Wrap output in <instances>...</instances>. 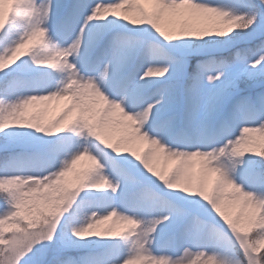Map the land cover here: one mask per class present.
I'll return each instance as SVG.
<instances>
[{
    "label": "clouds",
    "instance_id": "9594fccd",
    "mask_svg": "<svg viewBox=\"0 0 264 264\" xmlns=\"http://www.w3.org/2000/svg\"><path fill=\"white\" fill-rule=\"evenodd\" d=\"M88 2L92 4L94 20L115 19L133 26H155L148 13L133 12L134 0ZM248 3L254 10L251 14L242 11L234 16H219L213 9H205V22L195 30L198 35H186L192 30L180 29L168 34L161 32L160 36L166 41L194 47L212 41L237 44L251 40L257 41V47H264V0H248ZM39 4L43 5L40 15L29 12L21 20L15 15L20 0H0V31L10 20H17L16 26L22 29L15 42L0 51V70L28 57L33 65L54 78L52 87L46 91L0 99V133L6 134L10 126H24L55 140L64 139L61 134H70V143L55 156H49L50 149L43 154L34 153V158L40 161L38 164L0 174V198L5 202L0 212V260L9 254L8 249H14L19 251L17 264H79L76 258L59 253L50 258H36L35 250L57 241L61 219L82 192L86 189L115 191L119 187V178L111 174L108 164V156L115 154L130 156L135 168L142 165L145 176L151 174L149 181L156 178V182L144 183V186L161 205L199 201L207 207L208 213L197 211L195 218L210 230L227 231L236 226L255 225L256 230L242 235L252 243L260 264H264V191L248 187L241 179V169L250 160L264 165V110L255 122L242 121L238 133L222 143L207 146L172 143L151 127L154 103L130 110L126 97L110 94L103 67L93 71L81 63L83 44H77L79 37L65 39L58 33L55 18L63 6L60 0H39ZM128 24H122L124 30H129ZM9 48L12 51L7 59L2 58ZM254 71L261 72V69ZM259 96L264 109V91ZM64 97L69 99L63 109L50 116V106ZM242 101L251 103V98L239 97L234 101V110ZM101 103L106 113H119L117 125H130L133 133L116 135L115 125L96 119L94 112ZM145 144L147 147L139 150L138 145ZM170 160L178 162L172 170L167 166ZM261 172L264 173V168ZM237 205L239 211H235ZM98 213L92 211L74 221L71 238L76 242L91 237L123 238L126 250L110 264H213L212 257L216 258L215 264H220L221 256L227 264H249L248 254L222 253L216 248L191 249L187 255L183 250L175 258L152 255L149 250L154 252L157 239L154 233L171 215L164 207L143 215ZM82 232L87 236H82Z\"/></svg>",
    "mask_w": 264,
    "mask_h": 264
},
{
    "label": "snow or ice",
    "instance_id": "6c2138e0",
    "mask_svg": "<svg viewBox=\"0 0 264 264\" xmlns=\"http://www.w3.org/2000/svg\"><path fill=\"white\" fill-rule=\"evenodd\" d=\"M43 5L39 4L38 0H20V7L15 11V15L19 19H23L27 13L40 15ZM213 9L219 16H234L242 11L251 14L254 10L250 8L248 0H236V3L229 7L214 3L213 0H134L133 12H146L149 18L154 21L152 28H143L139 32L143 35L134 34L131 30H122L123 25L117 20L97 21L91 18L92 4L88 0H70V3L63 4L57 12L61 13V18L57 27L58 33L65 39L79 37L77 44L82 42L83 55L81 63L89 70H96L103 67L107 76L106 87L110 94L114 97H126L130 110L133 108L143 107L149 102L155 104L153 108V118L151 121L152 129L159 135L171 140L172 143L184 146H192L200 144L203 146L219 144L226 138L233 135L235 126H241L242 121L255 122L257 119L256 110L253 105L247 101H242L234 110L231 118H217L222 106V100L227 89L234 86L235 80L240 78L243 72L247 71L249 75H255L256 68H260L264 73V47H257L253 43L249 47H236L233 42L212 41L208 45L194 47L188 44H182L179 49L183 53L188 52H208L211 46L212 52H220L239 48L240 51L230 52V56H213L211 61H207L201 65L200 73L194 78L193 84L187 89L189 103L183 113L176 111V105L179 100L178 88L173 77L182 70L180 61L174 58L170 52H165L161 48H168V45L161 39L162 36L157 33L168 34L173 30L191 29L186 35H198L195 31L205 22V9ZM174 21L175 26L172 28L166 27V22ZM17 20H10V23L5 26L0 34L7 33L11 26L17 24ZM157 29L159 31H157ZM147 37V38H146ZM170 42V41H167ZM12 48H9L4 54V59H7ZM143 52L145 56H149L151 62L143 73H132L129 71L130 65L136 58L138 53ZM26 63L21 60L16 61ZM14 65V64H12ZM8 68L0 70L4 76H8ZM161 65V66H156ZM39 67V66H38ZM41 71H45L41 69ZM234 73L233 79L224 81V87L216 88L206 97L203 95V86L205 80L209 87L215 88L223 78L228 74ZM211 73V74H210ZM167 74V75H166ZM151 77H164L163 80H153ZM20 81L19 76L16 77ZM32 87L39 88L41 84L33 81ZM7 87V85H6ZM47 87V85H44ZM68 97L62 99V104H58V110L63 109L68 101ZM61 102V101H59ZM96 119L105 122L108 125H115L113 130L120 134H132L133 129L127 124H116L120 119L118 112L106 113L104 105L98 104L94 112ZM183 123L186 128H195L199 132L198 138L194 139L184 131H177L178 126ZM63 149L50 148L49 156H55ZM147 145L145 144V148ZM26 158L25 153H18L9 158L6 166L11 168L14 162ZM109 170L111 174L119 178V187L113 191L116 193L120 190L122 199L128 201V205L124 211L115 204L116 196L109 194V209L107 212L118 214L120 212L132 213H149L155 208L164 207L171 214L167 221L159 224L156 237L160 234L162 227L168 226L176 229V234L181 240L190 241L183 250L185 255L193 249L194 246L203 245L204 241L213 239H227L230 247L228 252L235 251L237 253L248 254L249 264H260V257L256 253L252 243L242 235L244 232H252L256 230L255 225H249L247 228L228 229H212L202 225L195 218V213L199 211L201 214L208 213V208L200 205L199 201L195 203L177 204L175 202H166L163 205L157 200L155 195L144 186V182L137 177L128 167L132 165V158L127 155L116 156L111 154L108 156ZM175 160L168 161L170 170L177 166ZM139 169V168H138ZM248 176L252 178L255 184L264 186V174H257L255 170V162H252V167L248 170ZM248 183V180H244ZM103 188V185L100 186ZM255 188V187H252ZM257 189V188H255ZM259 190L264 191V187ZM88 193H85L87 195ZM84 196L80 194L75 204H78ZM4 200L0 201V207L4 208ZM237 205L235 211H239ZM106 213V212H105ZM105 213H98L102 215ZM217 223L221 221L217 220ZM74 226V220L71 212H68L61 219L57 228V240L62 239L66 243H76L71 238V229ZM8 231V228H5ZM82 236H87L86 232L81 233ZM169 246L174 244L173 240L167 242ZM209 248V245H204L201 249ZM215 248V247H212ZM9 254L0 260V264H17L19 251L14 249L7 250ZM39 252L40 249L35 250ZM152 255L157 253L149 250ZM35 254V253H34ZM167 256L168 252L162 253ZM123 255L117 253V256ZM215 264V257L211 258ZM220 264H227L225 257H219ZM23 264V262H21ZM86 264H107L106 261L93 258Z\"/></svg>",
    "mask_w": 264,
    "mask_h": 264
},
{
    "label": "rangeland",
    "instance_id": "374dc122",
    "mask_svg": "<svg viewBox=\"0 0 264 264\" xmlns=\"http://www.w3.org/2000/svg\"><path fill=\"white\" fill-rule=\"evenodd\" d=\"M39 2V0H38ZM214 3L220 4L225 7H229L236 3V0H213ZM60 3L66 4L70 3V0H60ZM61 18V13L58 11L56 15L57 27ZM122 24H128V22L121 21ZM166 27L172 28L175 26L174 21L166 22ZM143 28H152V31L156 30L150 25H141V26H133L128 24V29L139 30ZM124 30V29H122ZM20 31L16 25L11 26L10 30L5 34H0V51L5 49L7 46L11 45L18 38ZM127 31V30H126ZM134 34L143 35L139 31H132ZM157 35H160L157 33ZM147 38V37H146ZM164 42L168 45V48H161L165 52H170L175 59L180 61L182 65V70L177 73L173 80L177 84L179 100L176 105V111L183 113L185 108L189 103V98L187 95V89L189 86L193 84L194 78L200 73L201 65L207 61H211L213 56H222L223 54L229 52L230 50L220 51V52H212L211 46H209L208 52H188L183 53L178 46L182 45L178 41L167 42L166 39L161 37ZM191 39V38H181ZM256 41H241L236 44V47H249ZM235 50V49H231ZM23 61L26 63L14 64L8 69V76L13 75V77L5 82L7 77L4 76V73H0V99H14L21 95L33 94L41 91H46L52 87L54 83V78L47 71H41L38 66L32 64L28 57H24ZM151 62L149 56H145L143 52L138 53L136 58L133 60L130 65L129 71L132 73H143L144 68L148 66ZM161 66V65H156ZM211 74V73H210ZM167 75V74H166ZM234 73L230 72L228 76L223 78L219 84L215 86V88L209 87L208 82L205 80L203 86V95L206 97L210 92L215 91L216 88L224 87V81L228 79L234 78ZM19 76L21 78L20 81L16 80V77ZM153 80H163L164 77H151ZM39 82L41 87L36 88L32 87L31 83ZM7 85V87H6ZM47 85V87H44ZM264 91V73L257 72L255 75H249L247 71L243 72L240 75L238 80H235L234 86L227 89L225 95L222 100V106L220 112L218 114V119L221 117L231 118L234 114V101H236L239 97H250L251 105L254 106L256 110V114L259 115L262 109L260 96L259 94ZM63 102H53L50 106L49 115H55L58 110V104H62ZM239 124L235 126L234 133L237 134L239 131ZM27 132L31 135H21L24 136L26 140H29V146L23 149H16V143H20V138H17L16 135L19 132ZM177 131H184L188 135H191L194 139L198 138L199 132L195 128H186L183 123L178 126ZM11 134V135H10ZM116 135H120L117 131ZM64 136V139L60 140L59 149H63V147L67 146L70 143V134H61ZM43 138V139H42ZM52 137L47 134L40 133L36 129H30L24 126H10L9 129L6 130L5 133H0V151L7 150L8 154L3 163H0V174L4 171L12 172L17 169H25L33 164H38L40 161L37 158H34V153H42V151H46L51 147ZM172 142L171 140H169ZM223 141H221L222 143ZM32 148V150L30 149ZM139 150H144L145 145H138ZM25 153L26 158L19 159L14 162V165L9 168L6 166V162L10 157L18 154ZM134 159V158H133ZM139 163V162H137ZM163 164V161H161ZM129 169L139 177L144 183L156 182V178L152 177L151 181L148 180V176H145L146 170L143 169L141 165L140 168H135L133 165H128ZM252 167V161L250 160L248 165L241 169V179L248 180L247 186L252 188L255 187L260 189L264 186L259 184H255L251 177L248 176V170ZM258 165L255 163V170L257 174H264L260 170H258ZM85 193H88L85 195ZM112 194L116 196L115 204L120 207L122 211H124L128 205V201L122 199L120 196V190H117L116 193H113L112 189H86L81 193L84 196V199L80 200L78 204H75L73 208L70 210L73 220L79 221L85 214L90 213L92 211H98L100 213H105L109 209V201L108 196ZM3 199L0 198V201ZM3 207H0V212H2ZM141 214H149L145 212H141ZM103 227V226H102ZM75 240V238H72ZM173 240L174 244L172 246L168 245V241ZM190 243V241L181 240L180 237L176 234V229L170 228L168 226L162 227L160 230V234L157 236V239L154 244V251L159 255L164 252H168L173 256H180L183 252V248ZM204 245H209V248L215 247L222 253H227L230 247L229 241L225 239H213L211 241H204L203 245L194 246L193 250H199ZM126 250V245L123 238H99V237H91L85 240H80L76 243H66L62 239H58L54 244L47 246L45 248L40 249L37 253L36 258L40 257H48L50 258L53 254L59 253L64 257H74L79 261V264H86V262L92 260L93 258L100 259L106 261L107 264H110V261L117 257V253L124 254Z\"/></svg>",
    "mask_w": 264,
    "mask_h": 264
},
{
    "label": "trees",
    "instance_id": "16d2710c",
    "mask_svg": "<svg viewBox=\"0 0 264 264\" xmlns=\"http://www.w3.org/2000/svg\"><path fill=\"white\" fill-rule=\"evenodd\" d=\"M232 51L233 50H230L229 52L223 54L222 56H230V52H232ZM216 57H219V56H216ZM12 77H13V75L8 76L5 82H8ZM20 134L21 135H25V134L31 135V134H29L27 132H23V131L19 132L16 135V137L17 138H20L21 140H19L20 143H16L17 144L16 145V149L27 148V146H29L30 141L29 140H26L27 138L25 139L24 136H21ZM51 143H52V145H51V147H49V149L52 148V147H55L57 149L58 146L60 145V140H55V138L52 137ZM30 149L32 150V148H30ZM43 153H45V151H42L41 154H43ZM7 154H8V151L7 150L0 151V163H3L5 161V158H6ZM255 159L258 161L260 158L257 157ZM258 168H259L258 170L261 171V169L264 168V165H258Z\"/></svg>",
    "mask_w": 264,
    "mask_h": 264
}]
</instances>
